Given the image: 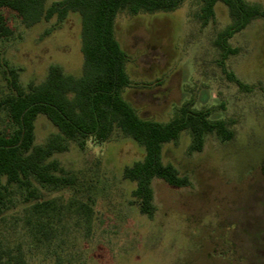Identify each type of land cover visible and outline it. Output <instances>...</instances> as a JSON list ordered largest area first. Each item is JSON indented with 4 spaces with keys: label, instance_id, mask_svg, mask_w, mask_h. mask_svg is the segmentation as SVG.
<instances>
[{
    "label": "rangeland",
    "instance_id": "374dc122",
    "mask_svg": "<svg viewBox=\"0 0 264 264\" xmlns=\"http://www.w3.org/2000/svg\"><path fill=\"white\" fill-rule=\"evenodd\" d=\"M251 1L264 7V0ZM197 8L198 0H183L170 12L117 15L115 36L128 55L130 77L123 94L140 116L160 121L191 100L229 122L233 138L221 142L209 133L198 151L189 150L187 132L165 143L163 162L188 183L153 179L152 216L140 213L134 183L122 177L123 166L142 157L136 141L115 132L102 143L88 139L83 148L71 142L54 157L77 174L82 190L90 188L95 203L91 230L66 238L64 264H264V18L229 39L237 53L223 70L214 41L229 23L227 9L217 3L214 19L202 25ZM11 21L12 36L0 39V94L6 65L18 68L23 85L42 80L54 63L80 73L76 14L51 31L53 19L29 27ZM34 131L42 143L55 127L38 115ZM52 262L38 254L28 264Z\"/></svg>",
    "mask_w": 264,
    "mask_h": 264
},
{
    "label": "trees",
    "instance_id": "16d2710c",
    "mask_svg": "<svg viewBox=\"0 0 264 264\" xmlns=\"http://www.w3.org/2000/svg\"><path fill=\"white\" fill-rule=\"evenodd\" d=\"M183 0H0V39L12 36L11 16L29 27L54 20L48 31L61 25L70 14L79 18L82 68L78 75L50 64L42 80L21 84L19 70H2L4 90L0 94V264H28L40 254L64 264L63 245L73 232L88 233L94 216L90 188L82 190L78 176L67 171L54 155L80 148L88 139L107 141L115 132L130 137L142 149V157L124 165L122 177L134 183L131 195L140 213L155 211L152 181L185 186L188 180L171 163L162 160V148L182 132L190 136L189 150L203 147L209 133L219 141L233 138L229 122L216 118L206 108L187 100L173 116L160 121L139 115L123 92L130 85L128 55L115 36V19L125 11L170 12ZM222 3L229 23L215 37L224 60L237 53L229 39L253 20L264 18V7L251 0H198L195 13L205 25ZM226 71V70H225ZM228 79L245 88L233 73ZM43 115L55 127L42 143L35 142V120Z\"/></svg>",
    "mask_w": 264,
    "mask_h": 264
}]
</instances>
